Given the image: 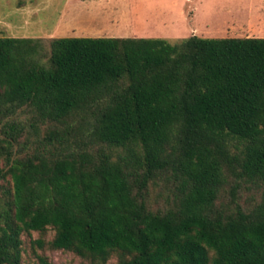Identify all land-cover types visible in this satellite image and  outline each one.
<instances>
[{
    "label": "trees",
    "instance_id": "1",
    "mask_svg": "<svg viewBox=\"0 0 264 264\" xmlns=\"http://www.w3.org/2000/svg\"><path fill=\"white\" fill-rule=\"evenodd\" d=\"M46 41L0 38V264L49 230L80 264H264V38Z\"/></svg>",
    "mask_w": 264,
    "mask_h": 264
},
{
    "label": "rangeland",
    "instance_id": "2",
    "mask_svg": "<svg viewBox=\"0 0 264 264\" xmlns=\"http://www.w3.org/2000/svg\"><path fill=\"white\" fill-rule=\"evenodd\" d=\"M25 4L23 11L19 4ZM23 8V7H22ZM11 20V21H10ZM9 22L11 25H9ZM56 35H52V33ZM264 38V0H0V38ZM54 230L23 235L26 264H80L49 247ZM43 238L40 249L34 241ZM117 258L111 261L115 264Z\"/></svg>",
    "mask_w": 264,
    "mask_h": 264
},
{
    "label": "crops",
    "instance_id": "3",
    "mask_svg": "<svg viewBox=\"0 0 264 264\" xmlns=\"http://www.w3.org/2000/svg\"><path fill=\"white\" fill-rule=\"evenodd\" d=\"M25 4H23V3H21V4H19V9L18 10H21V11H23L24 9H25V6H24ZM23 7V8H22ZM11 21V20H10ZM9 25H11V23L9 22ZM52 35H56L54 32L52 33Z\"/></svg>",
    "mask_w": 264,
    "mask_h": 264
}]
</instances>
